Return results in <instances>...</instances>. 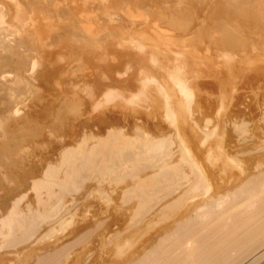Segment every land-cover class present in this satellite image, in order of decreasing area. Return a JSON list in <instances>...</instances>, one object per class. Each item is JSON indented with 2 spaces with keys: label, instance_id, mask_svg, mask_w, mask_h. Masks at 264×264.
<instances>
[{
  "label": "bare ground",
  "instance_id": "1",
  "mask_svg": "<svg viewBox=\"0 0 264 264\" xmlns=\"http://www.w3.org/2000/svg\"><path fill=\"white\" fill-rule=\"evenodd\" d=\"M26 1L29 5L31 4L33 7L37 6V8L35 9H37L38 12H40L43 7H44L43 9H46V6H49V2L50 4L52 2L51 0H46V2L48 3L47 5L45 0L43 1L26 0ZM74 1L75 4L77 5L76 0ZM82 1L80 0L77 2L80 3ZM87 1L89 2L90 0ZM103 1L106 2L105 0ZM107 1L109 2V3L106 2V4L108 3V6H110L109 4H111V2L114 3V0L112 1L107 0ZM115 1L117 2L119 1L118 3V6H120L119 12L123 11L122 13H125L124 17H126L125 15L128 11H129L128 13H130L131 11H133L134 8H136L134 11H136L138 8V12L136 11V13H134L135 15L139 13V10H141L139 14H141V12L142 14L140 16H142L143 13H146L144 16H142L143 17L142 20L147 18V21L150 24L154 22L155 23L154 26L156 25L159 26L157 27L158 30H160L159 28H161L160 32L165 30L170 31L169 34H167L168 36L164 35L165 32L163 33V35L160 34L161 37L159 34L156 35L158 36L157 41L160 40L159 37L163 39V43H165L167 39L172 38L170 40L171 42L172 41H174V43L175 41L178 42L179 46H181V49L183 51H186V53L191 55L194 54L198 58L201 57V54L199 56L198 53H202V56L204 55V57L208 55H211L210 57H213V55L217 56V54L219 55L222 54V56L220 57L221 59L224 60H220L218 57L216 58V56L214 57L220 60V62L226 64V65L224 64L223 65L224 67L220 70V76L218 75L220 77V81L223 80L224 84L226 85V87H224L225 89L222 90L226 94L227 92L229 94L232 90H234L233 88H235V86H238L237 83H235V81L240 80L244 72H248V74L250 72L252 77L253 76L257 77L255 76V74L253 75L252 72L258 73L261 70L262 71L264 70V37L261 38L262 41L259 44H256L255 41L249 40L248 38H246V29L243 27L242 22L239 21L240 19L241 20L246 19L251 24H254L255 22H251V20H253V16H255L258 17V19H256L257 25L259 27L264 25V17L261 18L260 17L261 15H258L255 12L257 10V6L254 5L255 0H225L223 4L215 6L214 13H209L207 16L202 12V9L204 10V5L207 3H201L202 1L199 2L198 0H196L197 2L196 4L194 3L195 1L192 3H188L186 1V3H183V6H179L178 3H180V1L175 2L174 0L172 4L173 3L176 4L178 2L176 6L177 8L170 9L172 12H164V13L158 12L159 8L157 10L156 9L157 6L155 8L154 5H153L154 8L151 9L148 6L147 2L142 0H115ZM182 1L184 2V0ZM257 1L258 0H256V4ZM68 2L69 1H67V3ZM117 2H115V4ZM151 2H153V0ZM162 2L163 1L161 0V3ZM261 2L263 3L264 1ZM83 3L84 2L78 5H81ZM164 3L161 5L165 6ZM261 4L260 7L262 6ZM22 5L24 6V4ZM83 5L82 7H84ZM161 5H159L158 7H160ZM167 5H169V3ZM180 5H182V3H180ZM39 6L41 7V9H39ZM70 6H74V5H70ZM207 6H205V8ZM82 7L81 9L83 10ZM86 7L87 6H85V8ZM112 7L113 6H111V8L108 9L109 12L111 11V9H113ZM114 7L116 8V5ZM147 7H149V9ZM65 9L69 11V5H68V9L67 7L63 8V11ZM72 9H74V7ZM206 9L208 10V8ZM57 10L59 9L57 8ZM96 10L98 11L101 9H97L96 7ZM47 11L48 10H46V12ZM68 11H66V13L69 16H71ZM108 11L107 13H109ZM114 11L116 10L113 9L112 12ZM49 12H51L52 14L51 16L54 15L53 9H51V11ZM58 12L55 14H58ZM133 12H131L130 15L128 14L129 18L133 17L131 16ZM31 13L32 12H30V14ZM74 13L76 14V15L74 14L76 17L78 14L76 12ZM105 13L106 11L104 10V14ZM116 14L114 12V15ZM120 14L118 17H120ZM147 14L148 16H151L153 18V19L150 18L151 21L148 20V17H146ZM202 14L205 16H202ZM40 15L42 14L40 13ZM68 15H66L65 17H67V20L68 19L70 20L71 17H68ZM99 15L101 14L99 13ZM110 16L113 17V15ZM110 16L109 18H111ZM84 17L86 16L84 15ZM103 17L105 18V16H102L101 18ZM139 17L138 18L135 17V18L140 20L142 17L141 18ZM1 18H0V26H2ZM72 18L74 17L72 16ZM78 18L76 17V19L74 20L75 21L79 20L80 18L79 19ZM65 19L66 18H64L63 20L65 21ZM93 19L94 18L92 19L90 18V20ZM154 19L155 21L157 20L156 21L157 23L155 21H152ZM87 20L85 22H87ZM102 20L104 21V19ZM130 20L137 22L136 20L133 19ZM82 21L80 22L76 21V22L81 24ZM98 21H101L100 18L98 19ZM89 22L90 21H88L87 23L89 24ZM93 22L94 21H92V24H94ZM52 23H54V21ZM69 23L70 24L72 23L75 26L73 20H70V22H68L67 25L66 24L63 25L64 24L63 22V24L60 25L61 27H58L60 33H56V34H54V32L55 30L58 31L56 28L57 26L54 27L55 28L54 32H52L53 30L52 27L51 32L54 35L52 36V34L50 33L49 35H51L52 37L50 36L49 38H47V36H49L48 35L49 32L45 33L47 34L45 35L46 37H41V36L36 37L32 35L33 33L29 35L27 34V36H24V38L22 36H21L22 38L18 36L17 37L13 36L14 37L13 39H8L7 36L10 34L5 36V38L0 36V70H1L0 71V138H4L7 143V147L4 148L2 152L3 158H5L6 160V164L3 163V165L5 164L7 165V167L9 166L10 178L7 179V183L10 182L12 184H18L20 186L22 184L25 185L29 181V185L27 186L31 191V193H29L31 194V200L29 198V200L25 201L26 197L27 198L30 197L27 195L24 196L27 192L24 193V195L21 196L20 199L18 198L15 200L14 198V201L10 203L11 207L9 208L8 212H6V214L4 213L3 215L5 216L2 215V218L0 217V223H1L0 250L1 249H2L1 251L8 249L10 250L11 248L12 249L14 248L17 251V249H19V247H21V245L23 246L24 244L25 246L21 248H23L24 251H26L25 250L27 249L26 245L30 239L34 237L35 238L39 237L40 239V237L42 238L51 235V232L54 231L52 227L54 226L55 222L53 225L51 224L52 226L50 228L48 227L50 225L48 224H47L48 226L46 225L47 222H45V220L50 219L49 221H51L50 215L52 211L53 212L55 211L53 209L59 206L58 208H56V210L57 209L59 210L61 205H63V203H65L63 206L67 204L65 201L68 200L69 203L72 202L73 205H75L76 203H80V204L84 203L86 207V211L85 209L84 212L79 211L81 209L79 206L77 207L78 210L74 209L73 211L71 205L68 203L66 206L70 207L69 209L70 211L72 210L73 214L69 217L67 214L70 212H67L66 214L68 216L67 218L62 220V218L59 217L61 221L57 220L56 218L55 221L57 220L61 225L67 226L71 220L74 222L76 216H78L79 218V213L81 216L80 217L81 219H78L79 222L80 220L81 221L84 220L82 218L83 215L84 217L85 215H87L88 217V214L92 215L95 212H96L95 215L96 214L98 215L99 213L102 212L101 214H104L105 220L103 219V215L102 217L99 216V218L101 219H97L98 217L94 215L95 217L92 216V218H96L95 220L94 219L92 220V218H90L89 220H91V222H88L87 219V221L85 220L87 223L81 224V222L78 223L76 217V221L79 227L77 228L76 221H75L76 230L75 229L71 230L72 227L69 228L70 226L66 227L65 229L68 232L64 231L66 233L64 237L67 239H65L62 235L63 233L61 234L60 232L59 236L61 235L62 236L59 237L58 239V236L56 234L55 237L58 240H60L58 241L60 243L55 242L57 241V239L54 238L55 241L52 240V242H54L53 244L49 242L50 247L49 245L45 246V241L48 240L47 238H44L45 241L42 240V242H44L42 247L38 246V244L41 242L40 240L39 242L35 243L37 238L34 239L35 241L32 239L34 244H37L35 246H38L39 249H42V251H40L39 253L37 252L32 257H31L32 254L30 256L26 254L28 255V257H25L26 260L23 259V262L20 261L21 263L19 264H238L243 258H245L246 256L248 257V254L250 251L252 252V249H254L255 247L258 248V246L260 245H264V169L262 168L263 170H261L260 168L261 165L263 167L262 163L261 165H259V161H260L259 157L264 158V156H260V153L261 155L262 153L264 155V103H263L264 93L262 95L263 100H261V103H259L260 104L259 106H261L260 108L263 109H261V111H258L259 112V113L257 112L258 114L256 115L254 114V116L251 115V117L248 120L247 118L246 119L244 118L241 121L237 122L236 124H233L234 122L231 121V126L232 124L234 125V127L233 126L231 127L232 130L224 131L219 127L220 125L216 126L215 124V127L213 126L211 131H204L201 128V125L199 124L201 115L196 114L197 112L196 110L198 108L195 110L191 105L192 103H189L197 94V92L196 93L194 92L195 89L192 90L193 89L191 88L192 84L189 85L188 83H185L182 86L180 85L181 86L179 88L180 92H178V90L177 92L179 94L182 93L184 100L187 101L194 110H192L191 107H189V104L187 106L183 105L184 104L183 99L179 97L180 95L177 96L175 94L176 95L175 96L174 94H171V96H169L170 98H168L169 100L165 101L167 96L165 97L166 93L164 94L162 90L164 88H162L161 90L163 92L162 94H164L165 97L164 102L166 106V107L164 106V112H165L163 114L164 120L170 121V124L172 122V125L174 124L173 121L176 120L177 122H179L178 125H180L177 126L178 128H176L175 126L176 128L175 130H177L176 135L178 136V139L177 138L176 139L179 141L181 139L183 142L182 144L179 143V141H176L179 143L178 144L179 147L178 146L175 147H178L176 149L180 150L179 152H181V155L178 156V158L179 157L181 158H179L178 161L175 160L172 161L168 159V161H165L161 165H159L160 160L163 161V159H165L166 156V155L161 156V153L159 154V152H162L163 148L164 151L165 149L167 150V148L169 149L168 146L170 147L172 146L170 144H173L175 137L172 136L174 140L172 139L170 141L168 140L170 138L166 139V137H169L171 135H166L164 136L165 139L161 138V140L159 141L160 137H162L160 136L158 137L159 138L158 141H156L157 138L155 139V137L157 136L154 135L155 132L147 128L148 126L146 127L145 125L149 121L145 122L144 124L145 126L144 125L140 126L141 124L138 122L140 125L138 124L136 126L135 124L136 127L134 129L127 130V129H121L115 127L113 129L111 128L112 130L110 129L106 133V135L102 137L101 136L98 137L94 134L87 133V135L83 136L82 140L79 143H77L75 146H73L72 148H65L59 154L57 153L58 155L56 156L55 161L54 162L51 161L53 164H51V162H49L50 164L47 163L45 169L42 170L40 174L35 172L37 173L36 175H39L38 177L34 175L33 177L31 176V170L28 168L30 167L28 165L29 161L31 162L33 157H36V155L39 152V148H41V150L46 149L47 144H45L46 141L45 139L46 138L51 139V135H53V133H51V130L53 128H56L58 130L59 128L61 129L66 125L68 127V124L71 125L73 122H76L77 118L83 115V108L84 106H87V103H92V107L93 104L94 105L97 104L96 106H98L99 102H103L104 100L109 98V96L112 93L114 94L115 92H117V95H121V97L130 96L132 94V91L130 94L131 89L130 86L128 85L130 82L134 81L135 83L136 81V84L138 83L139 85L141 84V82L145 80H147L148 83L149 82L148 78L149 80L150 79L155 80V77L147 73L148 69L146 70L145 69L146 67L144 68L142 65V60H144L145 58L142 59V57L144 56L143 55L144 52L141 50L142 49L141 45L137 44V47L129 48V49L126 47L117 49L107 44L99 43L101 39L97 40L93 38L91 35L92 29L89 28L88 30L90 34L88 31L85 30V26L87 23L85 24V26L83 25V27L82 25L78 24V26H75V28L74 26L69 25ZM95 24H97L96 21ZM153 24L150 25L151 29ZM3 26L0 27V33H1L0 35H2L4 31L6 32V30H3L4 28ZM79 26H81V29L84 28L83 31L85 32L84 34L88 32L89 35H81L79 33H76L77 30L76 27ZM94 26H92L91 28H94ZM149 27L147 29L150 31ZM18 28H16V31ZM72 28L76 29L75 32H72ZM154 28L156 27H153V29ZM247 28L249 30V27ZM25 29H23L22 31H24ZM81 29L79 28V31H82ZM95 29L94 31H96ZM99 30L97 36L98 34L102 35V33H104V35L107 37L108 35H111L110 32H109L110 34L108 35L105 34L107 30L104 32H102V30L101 31ZM158 30L155 31L158 32ZM132 31H133V27H132ZM155 31L153 30V32ZM40 32H42V30ZM112 33L116 34L117 32L113 31ZM12 34L15 35L13 32ZM152 34L153 33L149 35H151L152 37L155 36ZM24 35H25V31H24ZM101 35L96 37L97 38L105 37L104 35L102 36ZM149 35L147 34L146 36ZM140 36L141 33L134 39L136 40L137 38L144 39V37H142L143 34L141 36L142 38ZM151 36H149L148 38L150 39ZM6 37L7 40L5 41ZM126 37L129 38V36ZM126 37H122V39L120 40L124 41ZM136 40L133 41L136 42ZM161 41L159 42L162 43ZM170 41L167 40V42ZM26 42L33 45L32 48L28 47L29 49H27V46L26 47L24 46L28 44ZM153 42L155 41L153 40ZM165 44L166 47L163 46L164 44L162 46L165 47L164 49L167 50L168 48L169 50L170 46L168 47L167 43ZM168 44L170 45V43ZM20 45L24 47V49L22 48L23 50L20 49L21 47ZM171 46L173 47L175 45L172 44ZM179 46L178 48H174V49L178 50ZM148 48L149 47H147V49ZM251 50L254 52L253 53L249 52ZM162 51L164 50L162 49ZM180 51L181 50H179V52ZM188 54H184V55H188ZM179 55L181 56L182 54ZM194 55L193 58H195ZM208 58H205L204 60H207ZM152 59L153 58H151V60ZM191 62L192 64H195L196 61L192 60ZM206 63L207 61L205 62V65L208 64ZM154 64L156 65V67H159V70L162 73L165 74L166 70L167 72L169 71L168 70L169 66L172 63L169 62V58H168V59H160L159 61L155 60ZM202 64H204V62ZM205 65L203 67H205ZM214 65H217V62ZM6 68H8L9 70H6ZM176 69L174 68V71ZM156 71L157 70H155V72ZM186 72L187 73L192 72V74L193 72H195L198 74V72L194 71L193 68L190 70L189 69L186 70ZM203 72L204 74L206 72L210 74L211 72L213 73V70L211 71L210 69H205ZM167 74L169 75V73ZM167 74L166 77L168 76ZM173 74L175 73L173 72ZM161 75H162L161 78L164 79L163 74ZM170 75L172 74L170 73ZM190 76L192 75L190 74ZM247 76L249 79L250 75ZM82 80L85 82H82ZM151 80L150 82H152ZM122 82H125V84L121 85ZM154 83L156 82L154 81ZM164 83H166V81ZM221 86L223 87V84H221ZM139 87L142 88L143 86L139 85ZM155 88L157 89V87ZM166 89L167 88L165 87V90ZM196 90L198 91L199 89ZM160 91L157 92L159 93ZM167 94L169 95V92H167ZM226 94L224 95L223 93L220 94V96L223 95L227 98ZM160 96L162 95L160 94ZM12 97L14 99H12ZM121 97L119 96L117 97L119 98L118 102ZM135 97H136L135 99L136 102H138L137 101L138 96L135 95ZM135 97L132 98L130 97L131 100L128 97L127 100L132 101L133 98ZM198 97L199 95L197 94V98ZM230 97L228 98L230 99ZM26 99L28 101V104L25 107H23V105L26 104L24 102V100ZM139 99L141 98L139 97ZM202 99L205 98L202 97ZM197 101H194L193 103L195 102L198 103ZM222 101L223 100H221V102ZM111 102L112 101H110L109 104ZM133 102L134 104L132 105L135 106V101L133 100ZM202 102H204V100H202L201 103ZM246 102L247 100L245 101V103ZM120 103L123 102L121 101ZM166 103L167 104L170 103V107L169 105H166ZM36 105H38L37 107H41L42 114L40 116L39 124L36 123L38 124V126L36 127L34 125V127L36 128L33 131L32 130L30 131L26 129L27 127H25V123L30 119L29 118L30 113L34 109V106ZM143 105H145V103H143ZM228 105H229V100H228ZM96 106H95V108L97 109L96 112L98 111V109L100 110L102 108L100 105L98 106L99 108H97ZM199 106H201V104ZM243 106H240V108ZM104 108L106 107L104 106ZM93 109L94 108H92V110ZM193 111L196 112L194 113ZM221 111L219 113H221ZM247 111H248V107H247ZM88 112L90 113V111ZM198 112H200V109ZM240 115L241 114H239V116ZM226 116L227 114L225 115V117ZM152 119L153 118H151V120ZM155 119L158 118L155 117ZM228 119L229 117L227 118V120ZM235 119L236 120L238 119L237 116ZM218 121L219 120H217V122ZM152 125H154L153 129H155L156 125L155 124ZM56 132L54 134L55 136H56ZM212 134L213 135L215 134L216 136L215 135L214 136L218 137L219 142H221L218 149L216 145H215L216 148L214 149L210 148V146L206 147L205 149H201V147H203L204 144L205 145L207 144L206 141L212 138ZM168 141L171 142L169 145H168ZM180 144L182 145L181 148H180ZM36 148H38V150ZM167 152L168 151H166L165 154ZM171 152L173 151L171 150ZM171 152L169 154H172L170 156L172 158L173 153ZM163 153L164 152H162V154ZM168 153L167 155H169ZM247 153H249L250 156L251 154L253 156L252 158L250 157L251 162L254 158V155L258 154L259 156H257L256 159L254 158V160L256 161H253L254 163L251 164V162L248 163L247 160L248 157L246 156L249 154ZM157 154L161 156L160 159L158 156L155 158ZM148 156L150 158L152 157V160L155 158L156 163L155 162L153 163V161L151 162L150 161L151 159H149V161L153 163L154 166L157 164L158 161L156 159H159L158 161L159 164H157L158 166L157 167L155 166L156 169L151 168L152 165L151 164L150 168L153 170L151 171L148 170L149 172L146 171V168L148 169L149 165L145 167V164L148 162L147 161L149 158ZM145 159L147 162H144L145 164L143 163L144 164L143 165L144 169H143L141 162ZM258 166L260 170L258 169ZM255 169H257L258 171L256 172ZM2 171H6V170L3 169L1 170V172ZM2 175L5 176L6 172L5 174L3 173ZM4 176H2V178H4L3 180L6 179ZM128 179L131 180V182L128 183L129 184L132 183L130 186H127V184H125V182H127ZM229 180H230V185L228 184ZM102 182L107 183L108 188L110 187L111 189L113 187L119 188V187H115V185L120 186L121 184H123L122 182H124L123 184L124 186L120 190L122 194L120 196L125 202L127 201L129 205L127 204L121 206L123 200L121 201L118 199L116 200H118V202H121L120 203L121 205H119L117 202L113 203L112 194H115L113 192L116 189L113 188L112 190L114 191L110 189H106L107 188V187L105 188L106 185L103 188L101 186L103 185ZM225 183L228 184L229 186L227 187ZM110 185H114V186L111 187ZM15 186L16 185H14V187ZM223 186L227 188L222 189ZM0 190L2 189L0 188ZM5 192L3 191V193ZM120 192L118 193V195H116L117 194L116 192L115 197L116 196L119 197ZM197 194L200 196H198ZM1 195H6V194H1ZM196 195L199 198H201L202 195L210 196V198L208 199L205 197L203 198L204 201L205 199H207L205 204L202 205L205 206L204 207L205 211L201 210L202 213L197 214L198 212L197 209L201 206L200 205L198 207L197 205V209L193 208V210H195L194 215L197 214L195 217L194 216L188 217L185 214H184L185 216L181 214L183 216V217L181 216V218H179V216L176 217L178 215V212H182L179 211L182 205L185 206L184 203H188L189 201L188 199H190L191 201L192 199L191 197H194ZM215 195L216 196L218 195L217 196L218 198L216 199H220L219 201H222L220 202V204L218 201H217L218 204H216V199L214 198ZM23 199H24V205H22L21 202V200ZM203 199L200 202L203 203L204 202ZM214 199H215V203H214ZM189 204H191V202H189ZM197 204L200 203L198 202ZM186 205L189 206L188 204ZM66 206L63 208L65 209ZM115 206L117 208L118 206L121 207L126 206V207L123 208L124 212L123 209L122 211L118 212V209L117 211H115L116 208ZM192 207L193 206H191V208ZM201 208H199L198 210H200ZM58 210L56 211V213H58ZM63 210L61 209L62 212ZM61 211L59 210V212ZM186 211L191 212L190 210L189 211L186 210ZM77 212L79 213L75 214ZM56 213L54 212V214ZM64 213H62V217H64L63 216ZM60 214H56V215L58 216ZM174 218L177 219L174 221ZM170 219L172 220L171 222ZM57 221L55 225L58 224ZM107 223L110 224L109 227H106L105 229H101L103 228V226H106ZM72 224L69 225L72 226ZM62 227L61 230L64 228ZM56 229L54 233L57 232ZM58 230L60 231V227L58 228ZM155 230H157L156 232H154L156 236L152 235L153 236L152 238L151 234ZM160 230H162V232L159 233V235H157L158 231L160 232ZM54 236L55 235H52L50 236V238L53 239ZM29 243L31 244L30 241ZM34 244L31 246L33 247ZM54 244L56 246H53ZM39 249H35V250L39 251ZM13 250L12 251L10 250V252H13ZM10 252L7 255H9ZM13 254L11 253V255L9 256L15 259ZM22 254L24 255V253ZM20 257H22V255ZM14 259L13 261H15ZM251 259L252 260H247L248 263L246 262L244 264H259L264 259V250H262V252L257 253L256 256L254 255V258ZM13 261H11L12 264Z\"/></svg>",
  "mask_w": 264,
  "mask_h": 264
},
{
  "label": "rangeland",
  "instance_id": "2",
  "mask_svg": "<svg viewBox=\"0 0 264 264\" xmlns=\"http://www.w3.org/2000/svg\"><path fill=\"white\" fill-rule=\"evenodd\" d=\"M43 1V0H42ZM52 2L53 1H55V2H51V4H50V2H49V6H46V9H43V11H42V9H41V7L39 6V9H41V11L40 12H38V10L37 9H35V8H37V6L36 7H33L31 4L29 5L28 3H27V1L26 0H0V16L2 17H0L1 18V20H2V26L4 27L3 28V30H6V32L4 31H1V32H3V34L2 35H0V36H2L3 38H5V36H7L8 34H10V35H8L7 37H8V39H13L14 37H23L24 38V36H27V34L29 35V34H32L33 36H41V37H46L45 35H47V34H45V33H47V32H49L48 33V35L51 33L52 34V32H54V30H55V28L54 27H56L57 28V30H58V27H61L60 25L61 24H63V22H64V24L63 25H67V23L68 22H70V20H73L74 21V23L76 22V21H78V22H80V21H82L83 19H86L87 17H90L91 19L92 18H94L93 20H90V18H87V19H89V20H87V22L88 21H90L89 22V24L91 25H89L87 22H85L86 20H83L82 21V23L80 24V23H75V26H78V24L79 25H82V27H83V25L85 26V24H86V26H85V30L86 31H88L89 30V28L90 29H92V31H91V35H92V37L93 38H95V39H101L100 41H99V43H101V44H107V45H109V46H112V47H114V48H117V49H119V48H123V47H126V48H134V47H137V44L138 45H141L142 47V51L146 54V56H145V54L143 53V57H142V59L143 58H145L144 60H142V65H143V67L147 70L148 69V72L147 73H149L151 76H153V77H155V80H151L152 82H150V80H149V78H148V83H147V80H145V81H143V82H141V84H139L140 86H143L142 88L141 87H139V85H138V83L136 84V81H135V83H134V81L133 82H130L128 85L130 86V94H131V91H132V94L130 95V96H126V97H121V95H117V92H115L116 93V95H115V93L113 94L112 92H113V90H112V94L109 96V98H107L106 100H104L103 102H99V105L102 107H100L101 109L99 110L98 109V111L96 112V108H95V106L97 105H94L93 104V107H92V103H87V106H84V108H83V115H81L79 118H77V121L76 122H73L71 125L70 124H68V127H67V125L65 126V127H63V128H59L58 130L56 129V128H53L52 130H51V133H53V135H51V139H45L46 141H45V144H47L46 145V149H42L41 150V148H39V152H41V153H39L38 151V154L40 155H36V157H33V159L31 160V162L29 161V166L31 167H28L30 170H31V176L33 177V175L34 176H36V177H38L39 175H36L37 173L38 174H40L41 173V171L42 170H44L45 169V167H46V165H47V163H49V162H54L55 161V159H56V156L63 150V149H65V148H72L73 146H75L77 143H79L81 140H82V138H83V136H85V135H87V133L89 134V133H91V134H94V135H96V136H105L106 135V133L112 128H115V127H118V128H121V129H127V130H131V129H134L139 123L141 124H139L140 126H143L144 124H145V122H151V123H146L145 125H146V127L147 128H149V129H151L153 132H155L154 133V135L155 136H157V137H155V139H156V141H158V137H160V136H162V137H160V139H159V141L161 140V138L162 139H165L164 138V136H166V135H171V136H169V137H166V139H168V138H170V139H168V140H172L173 138H172V136L173 137H175L173 140H174V142H173V144H170L171 142H169L168 141V145L170 144V145H172L171 147L170 146H168L169 147V149L167 148V150L165 149V151H164V148L162 149V152H164L163 154H162V152H159V154L161 153V156L162 155H166L165 156V159H163V161L162 160H160V164L158 163V161H159V159L161 158V156H159V154H157L156 156H155V158L158 156L159 157V159H156V160H158L157 161V164H159V165H161L163 162H165V161H168V159L169 160H175V161H178V159L179 158H181V157H179L178 158V156H180L181 155V152H179L180 150H177L176 148H178L179 146H178V144L179 143H182L183 144V142H182V140L180 139V141L179 140H177L178 139V136L176 135L177 134V130H175L176 128H178L177 126H180V125H178L179 124V122H177L176 120L175 121H173V125H172V122H171V124H170V121H168V120H164V106H165V102H164V98L167 96V98L165 99V101L166 100H169L168 98H170L169 96H171V94H176L177 96H179V97H181L182 99H183V105H188L189 103H192L191 105H192V107L196 110L197 108V112L196 111H193L194 113L196 112V114H198V115H201V119H200V125H201V128L204 130V131H211L212 130V128H213V126L215 127V124H216V126H219L222 130H224V131H228V130H232V126L234 127V125L233 124H236L237 122H239V121H241L242 119H246L247 118V120L251 117V115H253L254 116V114L256 115V114H258L259 112L258 111H261V109H263V108H260L261 106H259L260 104L259 103H261V100H263L262 99V95H263V93H264V78H262V77H264V70L262 71H260L261 72V75H260V72H258V73H254V72H252L253 73V75L255 74V76H257V77H259V78H257V77H254V80H253V77H252V75H251V73L249 72V74H248V72H244L243 73V75L241 76V78H240V80H236L235 81V83H237V85L239 86H235V88H233L234 90H232L229 94H228V92H227V94L224 92V91H222V90H224L225 88L224 87H226V85L224 84V81L223 80H221L220 81V70L224 67L223 65L225 64V63H222V62H220V60H224V59H221V57L220 56H222V54H217V56L216 55H213V57H210L211 55H208V56H206V57H204V55L202 56V53H198L199 54V56H200V54H201V57L203 58H201V57H196L194 54V56H195V58H193V55H191V54H188V53H186V51H183L182 49H181V46H179V43L178 42H176L175 41V43H174V41H170L172 38H170V37H168V38H170V39H167V40H169L170 42H167V40L165 41V43H167V45H168V47L170 46V48H169V50H168V48H167V50L166 49H164L165 47H166V44L165 43H163V39H161L160 37H161V35H163V33H164V35H167V34H169V32L170 31H162V32H160V30H161V28H159L160 30H158V28L157 27H159V26H154L155 25V23L153 24V23H151V24H153L152 25V29H153V27H156V28H154L153 30L155 31V30H158V32L157 31H155V32H153V30L151 29V24L147 21V18H145L144 20H146V21H144V20H142L143 19V17L142 16H144L146 13H143V15L142 16H140L141 14H142V12H141V14H139L140 13V11L141 10H139V13H137L136 15L134 14V13H136V11L138 12V8H137V10L136 11H134L136 8H134L133 9V11H131V12H133L132 13V15L131 16H133V17H130L129 18V16H128V14L130 15V13H126V17H124V14L125 13H122L123 11H121V12H119V8H120V6H118V3H119V1L117 2V1H115L114 0V3L113 2H111V4H109L110 6H108V1L107 0H105L106 2H108L107 4H106V2H104L103 0H90L91 1V4H90V1L88 2L87 0L86 1H82V2H84L83 4H81V5H78V4H80V3H82V2H77V1H80V0H76V3H77V5L75 4V1L74 0H67V1H69L68 3H67V1L66 0H51ZM74 3H72V2ZM94 1V2H93ZM109 1H112V0H109ZM142 1H146L147 2V4H148V6L152 9V8H156V6H157V10H158V8H159V10H158V12H162V13H164V12H172L170 9H173V8H177L176 6H177V3L180 1V3H182V5H180V3H178L179 4V6H183V3H186V1L188 2V3H192V2H194L195 4L197 3L196 2V0H184V2L182 1V0H175V2L176 1H178L176 4H172V2L174 1V0H162L163 2L161 3V0H153V2H151L152 0H142ZM150 3H149V2ZM156 1V2H155ZM160 1V2H159ZM190 1V2H189ZM199 2H201V3H207V4H205L204 5V10L202 9V12H203V14H205L206 16L209 14V13H214L215 12V6L216 5H220V4H223V2H225V0H211V1H209V0H198ZM204 1V2H203ZM260 1V2H259ZM261 1H264V0H258L257 1V4H256V0H255V6H257V10L255 11L256 12V14H258V15H261L260 17L261 18H263L264 17V9H263V7H264V2L262 3ZM21 2V3H20ZM45 2H46V0H45ZM63 4H62V3ZM66 2V3H65ZM71 2V3H70ZM115 2H117L116 4H115ZM157 2H158V4H157ZM164 2H166V3H164ZM259 2V3H258ZM56 3V4H55ZM57 3H59V4H57ZM106 5H105V4ZM165 4V6L164 5H161V4ZM169 3V5H167ZM212 3H214V4H212ZM262 3V4H261ZM22 4H24V6L22 5ZM46 4L48 5V3L46 2ZM62 5V7H61V5ZM64 4H66V5H64ZM69 5V11L68 10H66V11H68L69 12V14L71 15V16H69L67 13H66V11L64 12L63 11V8H66L67 7V9H68V5ZM87 4V5H86ZM259 4V5H258ZM260 4L262 5L261 7H260ZM52 5V6H51ZM70 5H74V6H70ZM82 5L84 6V7H82ZM99 7H98V6ZM100 5H101V7H100ZM116 5V8L114 7ZM153 5H154V7H153ZM159 5H161L160 7H158ZM208 5V6H207ZM212 5V6H211ZM22 6V7H21ZM35 6V5H34ZM85 6H87L86 8H85ZM95 8H94V7ZM104 6H105V8H104ZM111 6H113L112 8L114 9V10H116V11H114L115 12V14L117 13H121V14H123V15H121L120 14V17H118L119 16V14L117 15H114V12H112L113 11V9H111V11L109 12L108 11V9L109 8H111ZM152 6V7H151ZM205 6H207L206 8H208V10L205 8ZM25 7V8H24ZM51 7H53V8H51ZM59 9V10H57V8ZM61 7V8H60ZM70 7H71V9H70ZM74 7V9H72ZM81 7L83 8V10L81 9ZM96 7H97V9H101V10H96ZM108 7V8H107ZM149 7H147L148 9H149ZM168 7V8H167ZM22 8V9H21ZM48 8V9H47ZM50 8V9H49ZM86 10H85V9ZM118 8V9H117ZM166 8H167V10H166ZM210 8V9H209ZM249 8V7H248ZM260 8V9H259ZM18 9V10H17ZM27 10V13H26V10ZM51 9H53V13H54V15L53 16H51L52 14H51V12H49V11H51ZM54 9H55V11H54ZM62 9V10H61ZM78 9V10H77ZM103 9V10H102ZM146 9V8H145ZM37 10V11H36ZM45 10V11H44ZM46 10H48L47 12H46ZM61 10V11H60ZM70 10H71V12H70ZM76 10V11H75ZM97 12H96V11ZM104 10L106 11V13L105 14H107V15H105L104 14ZM121 10V9H120ZM132 10V9H131ZM207 10V11H206ZM59 11V12H58ZM76 12L78 15L76 16L77 18L79 17L80 19H81V17H82V19L80 20L79 18V20H74V19H76V17H75V13L74 12ZM84 11H86V12H84ZM94 11H95V13H94ZM100 11V12H99ZM107 11L109 12V13H107ZM212 11V12H211ZM24 12V13H23ZM28 12H29V14H28ZM30 12H32L31 14H30ZM38 12V13H37ZM42 12H44V13H42ZM58 12V14H55V13H57ZM112 12V13H111ZM206 12V13H205ZM254 12V13H255ZM260 12V13H259ZM22 13V14H21ZM40 13L43 15H40ZM64 13H66V14H64ZM85 13V14H84ZM98 13V14H97ZM99 13L101 14V15H99ZM61 14H63V15H61ZM75 14V15H74ZM80 14V15H79ZM83 14V15H82ZM113 15V17L112 16H110V15ZM135 16H134V15ZM139 14V15H138ZM202 14V16H205V15H203ZM45 15V16H44ZM66 15H68V17H71V19L69 20H67V17H65ZM84 15L86 16V17H84ZM257 15V16H258ZM26 16V17H25ZM31 16V17H30ZM62 17V18H60V17ZM72 16L74 17V18H72ZM93 16V17H92ZM99 16H105V18L103 17V18H101V17H99ZM106 16H107V18H106ZM109 16L111 17V18H109ZM117 16V17H116ZM140 16V17H139ZM47 17V18H46ZM61 19H59V18ZM95 17H97V18H95ZM116 17V18H115ZM135 17H139V18H141L140 20L139 19H137V18H135ZM146 17H148V20H150V18L151 19H153L151 16H148V14H147V16ZM5 18V19H4ZM55 18H56V21H55ZM64 18H66L65 19V21L63 20ZM100 18V20L101 21H98V19ZM113 18V19H112ZM119 18V19H118ZM125 18V19H124ZM129 18V19H128ZM17 19H18V21H17ZM102 19H104V21L102 20ZM130 19H133V20H136L137 22H135V21H132V20H130ZM256 19H258V17H255V16H253V20H251V22H255L254 24H251L249 21H247L246 19H240L239 21H241L242 22V25H243V27L246 29V38H248L249 40H251V41H255V43L256 44H259V43H261V41H262V39L261 38H263L264 37V25L263 26H261V27H259L258 25H257V20ZM20 20V21H19ZM38 20V21H37ZM44 20V21H43ZM59 20H60V22H59ZM67 20V21H66ZM106 20V21H105ZM109 22H108V21ZM112 20H113V22H112ZM129 20V21H128ZM139 20V21H138ZM141 20H142V22H141ZM244 20V21H243ZM6 21V22H5ZM54 21V23H52ZM63 21V22H62ZM92 21H94L93 23L94 24H92ZM95 21H96V23L97 24H95ZM122 23H121V22ZM124 21V22H123ZM132 21V22H131ZM143 21H144V24H143ZM151 21V20H150ZM152 21H155V19L154 20H152ZM157 21V20H156ZM155 21V22H156ZM16 22V23H15ZM38 22V23H37ZM48 22V23H47ZM57 22V23H56ZM67 22V23H66ZM98 22H100V23H98ZM111 22V23H110ZM131 22V23H130ZM134 22V23H133ZM139 22H140V24H139ZM46 25H45V24ZM73 23V22H72ZM70 24L69 23V25H72V26H74V24ZM134 25H133V24ZM136 23V24H135ZM147 23H149V24H147ZM157 23V22H156ZM37 24V25H36ZM49 24V25H48ZM52 24V25H51ZM54 24H57V25H54ZM59 24V25H58ZM77 24V25H76ZM103 24V25H102ZM107 24V25H106ZM132 24V25H131ZM142 24V25H141ZM248 24V25H247ZM68 25V26H69ZM87 25H88V28H87ZM95 25V26H94ZM102 25V26H101ZM117 27H116V26ZM147 25H148V27L150 28V31H152V32H150L147 28ZM245 25H247V26H245ZM2 26H0V27H2ZM19 28H18V27ZM24 26V27H23ZM49 26V27H48ZM71 26V27H72ZM75 26H74V28H75ZM92 26H94V28H91ZM103 26H104V28H103ZM111 26V27H110ZM120 26V27H119ZM144 28H143V27ZM18 28L17 29V31H16V28ZM21 27V28H20ZM35 27V28H34ZM53 27V30H52V32H51V28ZM98 27H100V28H98ZM132 27H133V31H134V33H133V31H132ZM140 27H142V28H140ZM247 27H249V30H248V28ZM263 27V28H262ZM9 28V29H8ZM25 29L24 31H25V35H24V31H22L23 29ZM50 28V29H49ZM74 28H72V32H75V30L76 29H74ZM77 28V30H76V33H79V34H81V35H89L90 34V32H89V34H88V32H86V34H84L85 32H83L84 31V28H82L81 29V26H79V27H76ZM79 28L82 30V31H79ZM96 28V29H95ZM102 28V29H101ZM106 28V29H105ZM113 28V29H112ZM121 28V29H120ZM135 28V29H134ZM261 28V29H260ZM15 29V30H14ZM44 29H45V31H44ZM94 29L96 30V31H94ZM100 29V30H99ZM105 29V30H104ZM144 29V30H143ZM21 30V31H20ZM42 30V32H40ZM98 30L99 31H101L102 30V32H104V31H106V33L105 34H110L111 33V35L112 34H114V35H108V37L107 36H105L104 35V33H102V35H104L105 37L104 38H102V37H99V38H97L99 35H101V34H98V36H97V33H99L98 32ZM136 30H137V32H136ZM141 30H143V31H141ZM163 30V29H162ZM261 30V31H260ZM8 31V32H7ZM10 31V32H9ZM27 31V32H26ZM117 32L116 34L115 33H112V32ZM148 31V32H147ZM260 31V32H259ZM12 32L15 34V35H13L12 34ZM19 32V33H18ZM96 32V33H95ZM108 32V33H107ZM110 32V33H109ZM136 32V33H135ZM145 32V33H144ZM150 32V33H149ZM167 32V33H166ZM6 33V34H5ZM56 33H60V31L58 30V31H56L55 30V32H54V34H56ZM94 33H95V35H94ZM101 33V32H100ZM138 33V34H137ZM140 33H141V36H142V34H143V36L142 37H144V39L146 40H144V39H140V41H139V39L137 38V40L136 39H134L135 37H137L138 35H140ZM151 33H153L152 35H160V37H159V41H161L162 43H160L159 41H157V39H158V36H151V35H149V34H151ZM1 34V33H0ZM54 34H52V36L54 35ZM121 34H123V35H121ZM137 34V35H136ZM149 35V36H151V38L150 39H153L155 42H153V40H150L148 37L149 36H146V35ZM94 35V36H93ZM101 35V36H102ZM116 35H118V36H116ZM146 37H145V36ZM14 36V37H13ZM51 35H49V36H47V38H49ZM51 36V37H52ZM97 36V37H96ZM109 36H111V37H109ZM126 36H129V38H132V39H129L128 37H126ZM131 36H134V37H131ZM140 36V37H141ZM168 36V35H167ZM7 37H6V39H5V41L7 40ZM9 37H11V38H9ZM21 37V38H22ZM119 39H118V38ZM121 37V38H120ZM122 37H126V39L123 41V40H120V39H122ZM141 37V38H142ZM109 38V39H108ZM116 38H117V40H116ZM155 38H156V40H155ZM103 39V40H102ZM129 39V40H128ZM104 40H106V41H104ZM111 40H113V41H111ZM131 40H132V42H131ZM133 40H136V42L135 41H133ZM150 42H149V41ZM257 40V41H256ZM103 41V42H102ZM129 41V42H128ZM138 41V42H137ZM144 41V42H143ZM152 41V42H151ZM98 42V41H97ZM107 42V43H106ZM111 42V43H110ZM131 42V43H130ZM160 44H159V43ZM26 43H28V42H26ZM121 43V44H120ZM127 43V44H126ZM168 43H170V45L168 44ZM173 45H175V46H177V47H175V46H171L172 44ZM177 43H178V45H177ZM25 44V43H24ZM123 44V45H122ZM134 44V45H133ZM164 44V45H163ZM28 45H30V46H28ZM152 45V46H151ZM159 45V46H158ZM165 46V47H163V46ZM21 46V45H20ZM19 46V47H20ZM25 47L27 46V49H29V48H32V46L33 45H31V44H26V45H24ZM160 46H162V47H160ZM178 46H179V49L178 50H175L174 48H178ZM29 47V48H28ZM147 47H149L148 49H147ZM150 47H152V48H150ZM159 47H160V50H159ZM24 49V47H20V49L21 50H23ZM144 48V49H143ZM156 48V49H155ZM158 48V49H157ZM155 49V50H154ZM162 49L164 50V51H162ZM168 52H166V51ZM179 50H181L180 52H179ZM253 50V49H252ZM249 51V52H254V51ZM142 51H141V53H142ZM149 53H148V52ZM184 53H183V52ZM165 52V53H164ZM182 52V53H181ZM161 53H162V55H161ZM205 53V52H204ZM148 54V55H147ZM164 54V55H163ZM179 54H182L181 56L179 55ZM184 54H188V55H184ZM161 55V56H160ZM191 55V56H190ZM219 55V56H218ZM154 56V57H153ZM162 56H163V58H162ZM183 56V57H182ZM190 56V57H189ZM198 56V55H197ZM214 56H216V58L218 57L220 60H218V59H216ZM157 57V58H156ZM209 57V58H208ZM151 58H153L154 59V61H153V59L151 60ZM156 58V59H155ZM169 58V62L170 63H172V64H170V66H169V71L167 72V70L165 71L166 73L164 74V73H162L160 70H159V67H156V65L154 64L155 63V60L156 61H159L160 59H168ZM197 58V59H196ZM205 58H208L207 60H204ZM210 58H212V59H210ZM177 59V60H176ZM215 59V60H214ZM192 60H194V61H196L195 62V64H192ZM201 60V61H200ZM218 60V61H217ZM204 62V64H202L203 62ZM207 61V65H205V62ZM150 62H151V64H150ZM190 62V63H189ZM201 62V63H200ZM217 62V65H214L215 63ZM220 63V64H219ZM221 63H222V65H221ZM202 66H201V65ZM211 64H213V65H211ZM145 65V66H144ZM147 65V66H146ZM205 65V67H203ZM222 67H221V66ZM226 65V64H225ZM149 67V68H148ZM151 67V68H150ZM176 67H177V69H176ZM153 68V69H152ZM173 68V69H172ZM174 68L176 69L175 71H174ZM193 68V70L194 71H197L198 72V74H199V77H198V74L197 73H195V72H193V74H192V72H190V73H187L186 72V70H190V69H192ZM219 68V69H218ZM173 71H172V70ZM205 69H210L211 71L213 70V73L211 72L210 74H208L207 72L204 74V70ZM219 71H218V70ZM6 70H9L8 68H6ZM154 70V71H153ZM155 70H157L156 72H155ZM1 71V70H0ZM171 71V72H170ZM173 72L175 73V74H173ZM154 73V74H153ZM157 73V74H156ZM159 73V74H158ZM167 73H169V75L167 74ZM170 73L172 74V75H170ZM179 73V74H178ZM215 73H216V75H215ZM161 74H163V78L165 79H162L161 78ZM166 74L168 75L167 77L169 78H167L166 77ZM190 74L192 75V76H190ZM263 74V75H262ZM155 75H157V76H155ZM158 75H160V76H158ZM178 75V76H177ZM180 75V76H179ZM219 75V76H218ZM247 75H250L249 76V79H248V76ZM173 76V77H172ZM212 76V77H211ZM214 76V77H213ZM216 76V77H215ZM157 77H158V79H157ZM160 77V78H159ZM202 77V78H201ZM252 77V78H251ZM189 78H191V79H189ZM198 78V79H197ZM160 79H162V80H164V81H162V80H160ZM200 79V80H199ZM213 79V80H212ZM244 79V80H243ZM255 79H256V81H255ZM258 79V80H257ZM175 82H174V81ZM204 80V81H203ZM209 80H210V82H209ZM154 81L156 82V83H154ZM159 81H161V82H159ZM166 81V83H164ZM184 83H183V82ZM194 81V82H193ZM201 81V82H200ZM206 81V82H205ZM208 81V82H207ZM218 81H220V82H218ZM243 81V82H242ZM245 81V82H244ZM247 81V82H246ZM260 81V82H259ZM262 81V82H261ZM82 82H85V81H83L82 80ZM163 82V83H162ZM174 82V83H173ZM191 82V83H190ZM204 82V83H203ZM212 82V83H211ZM214 82V83H213ZM221 82H223V83H221ZM255 82V83H254ZM143 83V84H142ZM159 83V84H158ZM161 83V84H160ZM177 83V84H176ZM181 83V84H180ZM185 83H188L189 85L190 84H192L191 85V88H193L192 90H194L195 89V93L197 92V94L199 95V99L197 98V94H196V96L188 103L187 101H185L184 100V97L182 96V93H178V92H180V87L182 86V85H184ZM223 84V87L221 86V84ZM239 83V84H238ZM249 83V84H248ZM251 83V84H250ZM260 83H262V84H260ZM124 85L125 84V82H122L121 83V85ZM152 84H153V86H152ZM155 84H156V86H155ZM166 84V85H165ZM174 84V85H173ZM196 84H198V85H196ZM217 84V85H216ZM220 84V85H219ZM247 84V85H246ZM253 84H255V85H253ZM160 85V86H159ZM167 88L166 90H165V87ZM181 85V86H180ZM253 85V86H252ZM258 85V86H257ZM136 86V87H135ZM149 86V87H148ZM192 86H196L195 88L194 87H192ZM199 86V87H198ZM210 86V87H209ZM216 86H218V87H216ZM148 87V88H147ZM155 87H157V89L155 88ZM159 87V88H158ZM161 87V88H160ZM171 89H170V88ZM177 87V88H176ZM198 87V88H197ZM207 87H208V90H207ZM215 89H214V88ZM241 87V88H240ZM260 87V88H259ZM144 88V89H143ZM152 88H153V90H152ZM162 88H164V89H162ZM204 88V89H203ZM206 88V89H205ZM211 88V89H210ZM217 88V89H216ZM138 89V90H137ZM149 89H151V90H149ZM163 90V92H164V94H165V97H164V94H162L163 92H162V90ZM196 89H199L198 91H199V93H198V91L196 90ZM238 89V90H237ZM143 90V91H142ZM147 90V91H146ZM149 90V91H148ZM160 91L159 93L163 96H160V94L157 92V91ZM177 90H178V92H177ZM206 90V91H205ZM210 90V91H209ZM219 90V91H218ZM246 90V91H245ZM17 91H19V90H17ZM139 91V92H138ZM153 91H156L157 92V94H156V92H153ZM169 92V95L167 94V92ZM171 91H173V92H171ZM208 91V92H207ZM234 91V92H233ZM248 91V92H247ZM263 91V92H262ZM138 94H136V93ZM152 92V93H151ZM217 92H219L220 94H223L224 93V95L226 94V96H227V98L228 97H230L231 95L232 96H235V97H237V98H235V97H230V99L228 98V100H229V105H228V100H227V98L225 97V96H220V94L219 93H217ZM222 92V93H221ZM241 92V93H240ZM260 92V93H259ZM134 93V94H133ZM140 93V94H139ZM146 93H148V94H146ZM159 94V95H158ZM231 94V95H230ZM234 94V95H233ZM251 94V95H250ZM135 95L136 96H138L137 98V101L139 102H136V97H135ZM175 95V96H176ZM202 95V96H201ZM230 95V96H229ZM121 97L120 98V100L123 102V103H120L121 101L119 100V102H118V99L119 98H117V97ZM145 96V97H144ZM219 96H220V98H219ZM243 96V97H242ZM246 96V97H245ZM110 97H111V99H110ZM113 97V98H112ZM128 97L130 98H132V97H135V98H133V100L135 101V106L134 105H132V104H134V102H133V100L132 101H130L131 100V98H130V100H127L128 99ZM139 97L142 99V98H144V99H139ZM202 97H204L205 99H202ZM116 98H117V100H116ZM125 98H126V100H125ZM180 98V99H181ZM12 99H14L13 97H12ZM114 101H113V100ZM149 101H148V100ZM181 99V100H182ZM197 99H198V101H197ZM236 99V100H235ZM249 99H250V101H249ZM156 100V101H155ZM202 100H204V102H202L201 103V101ZM221 100H223L222 102H221ZM247 100V102L245 103V101ZM110 101H112L110 104H109V102ZM140 101H141V104H140ZM144 101V102H143ZM185 101V102H184ZM194 101H197L198 103H193ZM235 101V102H234ZM244 101V102H243ZM24 102L26 103L25 105H23V107H25L27 104H28V101H27V99L26 100H24ZM115 102H117V103H115ZM168 102V101H167ZM200 102V103H199ZM207 104H206V103ZM242 102V103H241ZM106 103H107V105H106ZM115 103V104H114ZM143 103H145V105H143ZM164 103V104H163ZM210 103V104H209ZM258 103V104H257ZM264 103V102H263ZM90 104V105H89ZM104 104V105H103ZM123 105V107H122V105ZM154 104V105H153ZM194 104V105H193ZM201 104V106H199ZM205 104V105H204ZM247 104V105H246ZM86 105V104H85ZM98 105V106H99ZM131 105V106H130ZM139 105H141V106H139ZM146 105H147V107H146ZM166 105H169V107H170V103H166ZM191 105L189 104V107H191ZM196 105H198V106H196ZM226 105V106H225ZM243 105H245V106H243ZM38 105H36V106H34V109L31 111V113H30V116H29V120L25 123V127H27L26 129L27 130H34L37 126H38V124H39V120H40V116H41V114H42V109H41V107H37ZM98 106H96L97 108H99ZM104 106L106 107V108H104ZM128 108H126V107ZM203 106V107H202ZM232 106V107H231ZM240 106H243V107H241L240 108ZM257 106V107H256ZM108 107V108H107ZM110 107V108H109ZM130 107H132V108H130ZM140 107V108H139ZM166 107V106H165ZM191 107V109L192 110H194L193 108ZM206 107V108H205ZM224 107H226V108H224ZM238 107V108H237ZM246 109H245V108ZM247 107H248V111H247ZM252 109H251V108ZM92 108H94L93 110H92ZM209 108V109H208ZM237 108V109H236ZM240 108V109H239ZM123 109V110H122ZM127 109V110H126ZM140 109V110H139ZM154 109V110H153ZM199 109H200V112H198L199 111ZM219 109V110H218ZM233 109V110H232ZM241 109H244V110H241ZM122 110V111H121ZM142 110V111H141ZM205 110V111H204ZM222 110V111H221ZM21 111H24V110H21ZM88 111H90V113L88 112ZM95 111V112H94ZM132 111V112H131ZM134 111V112H133ZM138 111H140V112H138ZM165 111H166V109H165ZM221 111V113H219ZM240 111V112H239ZM241 111H243V112H241ZM131 112V113H130ZM146 112V113H145ZM151 112H153V113H151ZM223 112V113H222ZM232 112V113H231ZM236 112V113H235ZM247 112V113H246ZM258 112V113H257ZM144 113V114H143ZM147 113H148V115H147ZM155 113V114H154ZM87 114V115H86ZM97 114V115H96ZM112 114H114V115H112ZM141 114V115H140ZM217 114V115H216ZM219 114H220V116H219ZM227 114V116L225 117V115ZM239 114H241L240 116H239ZM244 116H243V115ZM152 115V116H151ZM153 115H154V117H153ZM195 115V114H194ZM237 116V120L235 119L236 118V116ZM140 116H142V117H140ZM146 116V117H145ZM150 116H151V118H153L152 120H151V118H150ZM243 116V117H242ZM249 116V117H248ZM82 117V118H81ZM84 117V118H83ZM112 117V118H111ZM147 117H149V118H147ZM155 117L156 118H158V119H155ZM204 117V118H203ZM229 117V121L227 120V118ZM242 117V118H241ZM136 118H137V120H136ZM146 118V119H145ZM224 118V119H223ZM85 119V120H84ZM88 119V120H87ZM150 119V120H149ZM219 120L218 122H217V120ZM221 119V120H220ZM227 121H226V120ZM157 120H158V122H157ZM206 120V121H205ZM236 120V121H235ZM33 121V122H32ZM137 121V122H136ZM168 121V122H167ZM226 121V122H225ZM231 121H233L232 123V126H231ZM139 122V123H138ZM143 122V123H142ZM155 122V123H154ZM176 122V123H175ZM229 122V123H228ZM34 123V124H33ZM36 123H38V124H36ZM219 123V124H218ZM222 123V124H221ZM227 123V124H226ZM31 124V125H30ZM135 124H136V126H135ZM152 124H155L156 125V128L155 129H153L154 128V125H152ZM175 124H177V125H175ZM224 124V125H223ZM34 125L36 126V127H34ZM144 125V126H145ZM172 125V126H171ZM121 126V127H120ZM175 126H176V128H175ZM125 127V128H124ZM150 127H152V128H150ZM48 128H50V127H48ZM130 128V129H129ZM173 128V129H172ZM231 128V129H230ZM111 129V130H112ZM234 129V128H233ZM155 130V131H154ZM171 130H172V132H171ZM57 131V132H56ZM176 131V132H175ZM55 132H56V136L54 135L55 134ZM175 132V133H174ZM157 133V134H156ZM177 136H175V135ZM215 135V134H214ZM213 134H212V138L211 139H208L207 141H206V145L204 144V146L203 147H201V149H205L206 147H208V146H210V148H216V146H217V149H218V147L220 146V144H221V142H219V140H218V137H215ZM215 137V138H214ZM177 138V139H176ZM217 140V141H216ZM176 141H179V143L178 142H176ZM49 142V143H48ZM219 142V143H218ZM216 143V144H215ZM219 144V145H218ZM0 172H1V170H6V171H2L1 172V174H0V188L2 189V190H0V193L1 194H6V195H1L0 194V197H2V198H0V217L2 218V215L5 213L6 214V212H8V210H9V208L11 207V202H13L14 201V198H15V200L16 199H20V197L21 196H23L24 195V193H26L24 196H30V197H26L25 198V201L26 200H29V198H30V200H31V194H29V193H31V191L29 190V188H28V186L27 185H29V181L24 185V184H22V182H21V184L22 185H18V184H12V183H10L11 185H13V186H11L9 183H7V179H9L10 178V171H9V166L7 167V165H5L6 164V160H5V158H3V150H4V148H6L7 147V143H6V140L4 139V138H0ZM5 145V146H4ZM52 145V146H51ZM216 145V146H215ZM175 146H178V147H175ZM181 144H180V148H181ZM38 148H36L37 150H38ZM171 150L173 151V152H171ZM44 153H43V152ZM166 151H170L171 153H173V156H172V158H175V159H172L170 156L172 155V154H169L168 152V154L169 155H167V153L165 154V152ZM177 152V153H176ZM180 154H179V153ZM58 153V154H57ZM218 153V152H217ZM179 154V155H178ZM220 154V153H219ZM247 154H249V153H247ZM176 156V157H175ZM246 156V155H245ZM257 156H259L258 154L257 155H254V158L256 159V157ZM260 156H264L263 155V153H262V155H261V153H260ZM149 157V156H148ZM147 157V158H148ZM246 157H248L247 158V160H248V163L249 162H251V158L253 157L252 156V154H251V156H250V154L249 155H247ZM245 157V158H246ZM251 157V158H250ZM39 158V159H38ZM42 158V159H41ZM44 158V159H43ZM155 158L152 160V157L150 158H148V162L146 161V159L145 160H143L141 163H142V167H143V169H144V162H147L146 164H145V167H147L148 165V169L146 168V171H151V170H153V169H151V168H154V169H156V167L158 166L157 164L154 166L153 165V163L155 162L156 163V161H155ZM171 158V159H170ZM254 158H253V160H252V162H251V164L252 163H254L253 161H256V160H254ZM260 158V161H259V165H261V163L263 164V167H262V165H261V170H263L264 169V158H262V157H259ZM4 159V160H3ZM149 159H151L150 161L152 162L153 161V163H151L150 161H149ZM263 159V160H262ZM51 162V164H53ZM3 163H5L4 165H3ZM31 163V164H30ZM33 163V164H32ZM144 163V164H143ZM50 164V163H49ZM152 164V165H151ZM39 165V166H38ZM150 165H151V168H150ZM44 166V167H43ZM39 169H38V168ZM2 168V169H1ZM42 168V169H41ZM260 168H259V166H258V169L260 170ZM263 168V169H262ZM37 169H38V171H37ZM41 169V170H40ZM252 169H253V167H252ZM148 171V172H149ZM253 171V170H252ZM255 171L257 172L258 170L257 169H255ZM5 172H6V175L4 176V175H2L3 173L5 174ZM35 172H37V173H35ZM255 172V173H256ZM8 173V174H7ZM2 176H4L6 179V181L5 180H3L4 178H2ZM7 176H8V178H7ZM6 182V183H5ZM131 182V180H129L128 179V181L127 182H125V184H127V186H130L131 184H129V183ZM103 183V185H101L103 188H104V186H105V188L106 189H110V190H112L110 187L108 188V184L107 183H104V182H102ZM123 184H124V182H122ZM123 184H119L120 186H116L115 185V187H119V188H114V189H116L115 191L114 190H112V191H114L113 193H115L116 194V192H117V194L116 195H118V193L120 192V190L123 188ZM229 185H230V180H229V183H228ZM228 184H226L225 183V185H227V187L229 186ZM14 185H16L15 187H14ZM24 185V186H23ZM2 186H3V188H2ZM27 186V187H26ZM111 187L112 186H114V185H110ZM8 187H9V189H8ZM19 187V188H18ZM22 187V188H21ZM121 187V188H120ZM227 187H222V189L223 188H227ZM11 188V189H10ZM13 188V189H12ZM101 188V187H100ZM6 189H8V190H6ZM24 190H26V191H24ZM3 191L5 192V193H3ZM11 191V192H10ZM13 191V192H12ZM178 191V190H177ZM176 191V192H177ZM8 194V195H7ZM29 194V195H28ZM115 194H112L113 196V203L115 202H117L119 205H121V206H123V205H127L128 203H127V201L125 202L123 199H122V197L120 196V195H122L121 194V192H120V194H119V197L118 196H116L115 197ZM20 195V196H19ZM198 195V194H197ZM194 196V197H191L192 199H191V201H190V199H188L187 201H188V203H184V205L185 206H183L182 205V207H183V209L184 208H186V209H182V207H181V209L179 210V211H182V212H178V215L176 216V217H178L179 216V218H181V216L183 215V216H185V215H187L188 217H195L197 214H199V213H202V211H205V209H204V207L205 206H202V205H204L205 204V202H206V200L208 199V198H210V196H206V195H202V197L201 198H199L198 196H200V195H198V196ZM6 196V197H5ZM218 196V195H217ZM216 195H215V199L216 198H218ZM207 198V199H205V201H204V199L203 198ZM195 200H194V199ZM198 198V199H197ZM3 199V200H2ZM116 199H118V200H123L122 201V203L121 202H118V200H116ZM203 199V203L202 202H200L201 200ZM215 199H214V203H215ZM115 200V201H114ZM220 199H216V204H218V202H219V204H220V202H222V201H219ZM218 201V202H217ZM21 202H22V205H24V199L23 200H21ZM67 204L69 203V200L68 201H65ZM126 203V204H124V203ZM184 202H186V201H184ZM189 202H191V204H189ZM200 203V204H197V203ZM121 203V204H120ZM202 203V204H201ZM65 203H63V205H64ZM66 204V205H67ZM70 205H71V208H72V210L74 211V209H77L78 210V206L81 208H79L80 210L79 211H82V212H84V209H85V211H86V207H85V205H84V203L83 204H80V203H76L75 205H73L72 204V202L71 203H69ZM117 204V205H118ZM183 204V203H182ZM186 204H188L189 206H187ZM20 205H21V203H20ZM63 205H61V207H60V211H61V209L63 210L64 208L63 207H65V206H63ZM129 205V204H128ZM197 205H198V207L199 208H201L200 210H198L197 209ZM69 206V205H68ZM82 206V207H81ZM84 206V207H83ZM121 206H118V208L116 207L115 208V211H117V209H118V212L119 211H122V209L123 208H125L126 206H124V207H121ZM191 206H193L192 208H191ZM195 206V207H194ZM56 207V206H55ZM54 207V208H55ZM59 206H57L56 208H58ZM119 207H120V209H119ZM187 207H188V209H187ZM56 208L55 209H53V210H55L54 212L56 213V211L58 210H56ZM70 207H67L66 206V208L63 210V212L61 211V212H59V210H58V213H56V214H60V215H56V214H54V212L52 211V213H51V215H50V218H51V221H49L50 219H46L45 220V222H47L46 223V225L48 224V225H50V226H48V227H50L51 228V226L54 224V222H55V224H56V221L57 220H59V221H61V219H59V217L60 218H62V220L63 219H65V218H67L68 216L70 217L72 214H73V212H72V210L70 211V209H69ZM193 208L194 209H197V214H195L194 215V211L195 210H193ZM67 209H69V210H67ZM126 209H128V208H126ZM219 209V208H218ZM76 210V211H77ZM186 210H193V211H191V212H187ZM202 210V211H201ZM64 212H66V213H64ZM67 212H70V213H68L67 214ZM123 212H124V209H123ZM122 212V213H123ZM183 212H185V213H183ZM62 213H64L65 215H66V217H65V215L63 214V216L64 217H62ZM79 212H77V213H75V214H78ZM96 213V212H95ZM95 213H93L91 216L88 214V217H87V215H85V217H84V215L82 216V218L84 219V220H82V221H84V222H82L81 220H80V222H81V224H84V223H87L86 221H87V219H88V222H91V220H89L90 218H92V216L93 217H98L97 219H101V218H99V216L100 217H102V215H103V219L105 218L104 217V214H101V213H99L98 215L96 214L95 215ZM179 213H180V215H179ZM189 213V214H188ZM193 213V214H192ZM182 214V215H181ZM185 214V215H184ZM82 215V214H81ZM95 215V216H94ZM3 216H5V215H3ZM182 216V217H183ZM53 217V218H52ZM77 217V220L78 219H81L80 217V213H79V218H78V216H76ZM76 217H75V220H74V222L71 220L70 222H69V224H72V222H73V224L75 225V221H76ZM87 217V218H86ZM121 217V216H120ZM57 218V220L55 221V219ZM86 218V219H85ZM53 219V220H52ZM74 219V218H73ZM95 220L96 218H92V220ZM177 218H174V221L176 220ZM86 220V221H85ZM105 220V219H104ZM49 221V222H48ZM53 221V222H52ZM107 221V220H106ZM172 220L170 219V222H171ZM52 222V223H51ZM79 222V220H78V223H80ZM57 223L59 224V226H58V224L57 225H55L54 224V226L52 227L53 229H54V231H52L51 232V235H49V236H47V237H40V239H39V237H36L37 238V240L35 241L34 239H36L35 237L34 238H32L34 241H35V243H37V242H39V240L41 241L39 244H38V246L40 247H42V245H43V243L44 242H42V240H44L45 241V239L44 238H47L48 240H46L45 241V246H48L49 245V247H50V243H54V242H52V240L53 241H55V239H57V238H55L56 237V234H57V236H58V239H59V237H61L62 235H63V237H64V235L66 234L65 232H68V231H66V227H68V226H70L69 228H71V230H76V225L74 226L73 224H72V226L71 225H69L68 223V225L67 226H63V225H61L58 221H57ZM78 223H77V221H76V224H77V228L79 227V225H78ZM52 224V225H51ZM105 224V223H104ZM103 224V225H104ZM0 225H1V223H0ZM61 225V226H60ZM66 225V224H65ZM109 223H107V225L106 226H103V228H101V229H105L106 227H109ZM44 226H45V223H44ZM57 226V227H56ZM64 228H63V227ZM74 226V227H73ZM57 229H56V228ZM60 227V231L58 230V228ZM61 227L64 229H62L61 230ZM163 227V226H162ZM45 228V227H44ZM43 228V229H44ZM164 228V227H163ZM162 228V229H163ZM55 229H56V233H54L55 232ZM67 230H70V229H67ZM58 231H59V234H58ZM65 231V232H64ZM157 230H155V231H153L152 232V234H151V236L152 235H155V233L154 232H156ZM60 232H61V236H59L60 235ZM73 232V231H72ZM162 232V230H160V232L158 231V233H157V235H159V233H161ZM52 235H55L54 237H53V239H51L50 238V236H52ZM156 236V235H155ZM154 236V237H155ZM50 238V239H49ZM55 238V239H54ZM65 238V237H64ZM152 238H153V236H152ZM32 239H30L29 241L31 242V244L29 243V241L27 242V249H25L26 251H24V249L23 248H21V247H23V246H25L24 244H23V246L21 245V247H19V249L20 250H22V251H24V252H22V251H20L19 249H17V251L14 249H10L11 251L13 250V252H10V250L8 249V250H3V251H1L0 250V252H2V253H0V264H3V262H4V264H12V262L11 261H13V257H11V256H9V255H11V253L13 254V253H15V254H13L14 255V257H15V261H13V264H19V263H21V262H23V259H25L26 260V258L25 257H28V255L30 256L31 254V257L34 255V254H36L37 252L39 253L40 251H42V249H39V247L38 246H35V245H37V244H34V242H33V240ZM57 239V241H55V242H58V241H60V240H58ZM65 239H67V238H65ZM51 240V241H50ZM47 242V243H46ZM50 242V243H49ZM34 244V246L32 247L31 245H33ZM58 243H60V242H58ZM30 246H29V245ZM47 244V245H46ZM45 246H43V247H45ZM52 246V245H51ZM53 246H56L55 244L53 245ZM29 247V248H28ZM25 248V247H24ZM35 249H39V251H36ZM46 249H47V247H46ZM45 249V250H46ZM18 250H19V252L21 253H19L18 252ZM44 250V251H45ZM262 250H264V245H260V246H258V248H254V249H252V252L250 251L249 252V254H248V257L246 258H243L238 264H244V263H248V261L247 260H252L251 258H254V255L256 256V254L257 253H259V252H262ZM14 251H16V252H14ZM33 251V252H32ZM43 251V252H44ZM3 252H7L6 254L5 253H3ZM10 252V254L9 255H7L8 253ZM26 252V253H25ZM35 252V253H34ZM20 255H19V254ZM22 253H24V255L22 254ZM42 253V252H41ZM4 254H5V256H4ZM26 254H28V255H26ZM22 255V257H20ZM19 256V257H18ZM18 259H17V258ZM24 257V258H23ZM12 258V259H11ZM250 258V259H249ZM8 260V261H7ZM18 261V262H17ZM21 261V262H20Z\"/></svg>",
  "mask_w": 264,
  "mask_h": 264
},
{
  "label": "water",
  "instance_id": "3",
  "mask_svg": "<svg viewBox=\"0 0 264 264\" xmlns=\"http://www.w3.org/2000/svg\"><path fill=\"white\" fill-rule=\"evenodd\" d=\"M259 264H264V259Z\"/></svg>",
  "mask_w": 264,
  "mask_h": 264
}]
</instances>
